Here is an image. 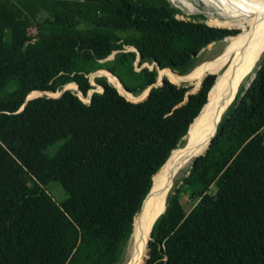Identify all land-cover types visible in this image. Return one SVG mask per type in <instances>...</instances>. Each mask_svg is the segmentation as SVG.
I'll use <instances>...</instances> for the list:
<instances>
[{
	"label": "trees",
	"instance_id": "obj_1",
	"mask_svg": "<svg viewBox=\"0 0 264 264\" xmlns=\"http://www.w3.org/2000/svg\"><path fill=\"white\" fill-rule=\"evenodd\" d=\"M179 15L168 0H0V264H123L155 175L185 144L217 74L196 94L165 79L138 103L100 77L90 103L67 90L19 111L27 96L67 84L87 96L100 69L138 94L156 84L158 65L187 74L231 33ZM138 55L156 68L136 72ZM220 120L169 194L143 264H264V54ZM53 182L67 193L62 204L44 188Z\"/></svg>",
	"mask_w": 264,
	"mask_h": 264
},
{
	"label": "bare ground",
	"instance_id": "obj_2",
	"mask_svg": "<svg viewBox=\"0 0 264 264\" xmlns=\"http://www.w3.org/2000/svg\"><path fill=\"white\" fill-rule=\"evenodd\" d=\"M171 1L179 2L190 12H195L194 4L189 0ZM202 1L217 11L218 17L215 15L216 19L214 22L216 25L243 27V29L248 26L250 32L232 36L234 42L225 47L221 56L213 65L198 68L196 74L197 78L201 80V85L197 89L202 86L206 72H218L229 56L235 55L234 60L229 64L225 73L219 77L217 76V83L215 81L216 85L214 84L215 87L210 93L211 96L208 98V103L195 119L186 137L187 144L176 149L164 168L155 175V192L145 203L142 213L135 218L129 258L125 264H143L146 261L147 241L158 216L162 213V211L160 213V210L164 204L168 189L179 177L189 171L196 157L204 151L207 145L205 152L208 150L212 143L210 136L214 125L223 112L225 114L228 110L226 107L229 99L250 76L255 61L264 54V0ZM164 71L170 75L181 76V74L171 69ZM121 87L124 88L122 84ZM90 99L91 95L89 101Z\"/></svg>",
	"mask_w": 264,
	"mask_h": 264
},
{
	"label": "rangeland",
	"instance_id": "obj_3",
	"mask_svg": "<svg viewBox=\"0 0 264 264\" xmlns=\"http://www.w3.org/2000/svg\"><path fill=\"white\" fill-rule=\"evenodd\" d=\"M11 1H14V0H11ZM80 1H82V0H80ZM168 1L172 5H174L176 8L180 9L183 12V15H179L178 16L179 19H183V20H186V21L195 20L197 22L206 23L207 25L212 26V27L229 29V30H231V33H229L223 40L218 41V42H213L207 48H205L199 54V58H198V61L196 63L195 68H193V70H191L187 74H182L181 76H178V75H175V74L174 75H170L167 72H165L164 70H160V69L157 68V70H158V78H157L156 84L148 87L147 89H145V90H143L141 92H138V94H134L135 97L132 96L131 94H129L124 88L121 87V84H120V81H119V78H118L119 75L110 74V73L106 72L107 69L98 70V71H100L98 74H92L91 73L88 77H89V81H90L91 85L93 86V89H92L91 93H89L87 96H85V98H84V102L85 103L86 102L89 103V100L86 99V98H88V97L90 98V95L92 94V92H95V91L102 92L103 91L102 90V86L100 84H98V82H97V78H100V77H105L107 79V81L111 85L115 86L124 96H126L129 100L134 101V102L138 101V100H142V101L146 100L148 98V96L150 95V92H151L152 88L153 87L162 86L163 82H165V79H168L170 82H172V83H174V84H176L178 86L186 85V86L190 87L191 88L190 89V93L195 92L197 90V88L201 85V80H199L197 78V74H196L198 68L213 65L215 63V61L221 56V54L224 51L225 47L227 45L232 44L234 42V40L232 39L234 36L242 35V33L248 34L250 32V28L248 26L246 27V29H243V27H229V26H223V25H216L214 22H215V19H216L215 15L218 17L217 11L214 8L210 7V6H207L202 0H189L192 4H194L195 12H190L186 7H184L179 2H173L171 0H168ZM36 4L38 6L39 5L42 6L41 3L37 2ZM34 8L36 10H34ZM33 11H34V13L37 12L38 21H40V22L43 21L47 17V14H48L46 12H43L41 10V8L37 7V6L33 7ZM132 34H133V31H131L130 33H127V34L123 33V32L118 33V35L121 38H126L127 36H131ZM126 51L137 52L136 48L130 47V46H126ZM116 54H117V52H114L106 60H113L115 58ZM262 56L255 61L254 65L252 67V71L250 73V76L247 78V80L231 96V98L229 99V102H228V105H227L226 109H228L229 104H230L233 96H235L237 98V96L240 93L241 89L244 88L245 90H248L250 88L254 78L257 75V71L259 69V65H260ZM234 58H235V55L229 56L227 61L224 63V65L220 68V70L218 72H213V73L206 72L205 75H204V78H206L208 75H211V74H217L218 77L220 75H223V73H225V70L228 68L229 64L234 60ZM103 61H105V60H103ZM133 67H134V70L136 72H141L144 68H149L150 70H154L156 68V65L155 64H150V63L141 64L140 63V57L138 55L136 61L133 64ZM121 73L123 74L124 79L127 81V83L131 87H134L136 85L137 82H136V80L133 77H130L129 75H125L123 72H121ZM218 77H217V79H218ZM216 83H217V81H216ZM77 89L78 88H76L74 85L67 84L60 91H57L55 93L48 92L47 95H46L45 93L39 92L36 95H34L32 97H29V99L31 100V99H34V98H37V97H42V96H48V97L57 98L65 90H71L72 92L76 93L78 96L82 97V94L79 91H77ZM226 109H225V111H226ZM223 114H224V112H223ZM223 114L221 115V117L217 120L216 124L214 125V129L212 131V134L214 133L215 127L218 124L219 120L222 118ZM60 145H61V143H58L56 145H53V146L49 147L48 153L54 154L57 151V149L59 148ZM187 173H185L181 177H179L174 182V184L168 189V192H167V195H166V198H165V201H164V204H163L161 210H163V208H164V206L166 204V201L168 199L169 194L175 189L177 184L182 180V178ZM29 182L31 184V181H29ZM181 184L182 183H180V185ZM180 185L178 187H180ZM44 188L46 189L48 194L58 204H62L67 199L66 191L57 182L50 183V184L44 186ZM209 193H211V194H215L216 193V186L215 185H213L210 188ZM184 203H185V205L187 207H192V206H194L195 200L190 198V196L188 195V196H186L184 198ZM142 211H143V209H142ZM142 211L140 213H142ZM130 242H131V239H130V241L128 242V244L126 246L123 264H125L127 262L128 258H129Z\"/></svg>",
	"mask_w": 264,
	"mask_h": 264
},
{
	"label": "water",
	"instance_id": "obj_4",
	"mask_svg": "<svg viewBox=\"0 0 264 264\" xmlns=\"http://www.w3.org/2000/svg\"><path fill=\"white\" fill-rule=\"evenodd\" d=\"M158 68L160 69V66L158 65ZM172 71H174V72H176V73H178V74H180L179 72H177V71H175V70H173V69H171ZM108 72H111V71H109V70H107ZM100 71H96V72H93L92 74H98ZM112 73V72H111ZM112 74H114V73H112ZM118 77V76H117ZM119 78V80L121 81V79H120V77H118ZM206 79V78H205ZM205 79H204V81H203V84H202V86L204 85V83H205ZM256 79V77L254 78V80ZM253 80V81H254ZM122 82V81H121ZM76 84V83H75ZM163 84H164V82H163ZM77 85V84H76ZM122 85H123V87H124V89L129 93V94H131L132 96H134V93H132V92H130V91H128L127 89H126V86L124 85V83L122 82ZM78 86V85H77ZM201 86V87H202ZM201 87L199 88V89H197L195 92H192V94H196V93H198L199 92V90L201 89ZM213 87H214V85H213ZM213 87L211 88V90H210V92H209V95H208V98H209V96H210V93H211V91H212V89H213ZM102 90H104V88L102 87ZM67 90H65V91H63V93L59 96V97H61L65 92H66ZM78 91L82 94V97H80V99L81 100H83L84 101V98H85V95L79 90V86H78ZM92 91V90H91ZM91 91L89 92V93H91ZM119 91V90H118ZM39 92H41V93H45L46 95H47V93L48 92H46V91H39ZM96 92H98V91H95V92H92V94H91V99H90V101H89V103L91 102V100H92V97H93V95H94V93H96ZM119 93L121 94V95H123L120 91H119ZM124 96V95H123ZM59 97H57V98H59ZM126 99H128L126 96H124ZM135 97V96H134ZM149 97V96H148ZM148 99V98H147ZM30 99L28 98V96H27V98H26V101H25V103H24V105L22 106V108L20 109V111L19 112H22L24 109H25V107H26V104H27V102L29 101ZM129 100V99H128ZM129 101H131V100H129ZM145 101V100H144ZM131 102H134V101H131ZM138 102H143L142 100H138V101H135L134 103H138ZM87 103V102H86ZM206 106V105H205ZM204 106V107H205ZM204 109V108H203ZM202 112V111H201ZM194 122H195V120H194ZM193 122V123H194ZM192 123V124H193ZM192 124H191V126H192ZM191 126H190V128H191ZM190 128H189V131H188V134H189V132H190ZM187 134V135H188ZM187 137V136H186ZM186 137H185V139H186ZM187 143L185 142V144L184 145H182L181 147H183V146H185ZM212 144V143H211ZM211 144H210V146H209V148H208V150L210 149V147H211ZM208 150L205 152V153H202V154H200V155H198L197 157H196V159L197 158H199V157H201V156H204V155H206L207 154V152H208ZM175 151V150H174ZM173 151V152H174ZM173 152H172V154H173ZM172 154L170 155V157H169V159L171 158V156H172ZM169 159L166 161V163L163 165V167L160 169V171L164 168V166L168 163V161H169ZM159 171V172H160ZM158 172V173H159ZM157 173V174H158ZM154 192H155V184H154V181H153V186H152V188H151V190L149 191V193L146 195V197L144 198V201H143V205H142V208H141V211H142V209H143V207L145 206V203L147 202V200L150 198V197H152L153 196V194H154ZM167 207L168 206H166V209L158 216V218H157V220L159 219V217L161 216V215H163L165 212H166V210H167ZM140 211V212H141ZM156 220V221H157ZM156 223V222H155ZM155 225V224H154ZM153 228H154V226H153ZM153 231V230H152ZM152 238V237H151ZM149 252H150V243H149ZM150 257V253H149V256H148V258ZM147 263V262H146Z\"/></svg>",
	"mask_w": 264,
	"mask_h": 264
}]
</instances>
